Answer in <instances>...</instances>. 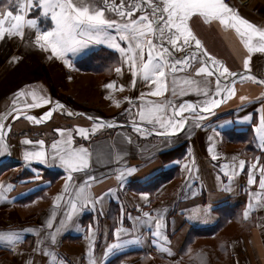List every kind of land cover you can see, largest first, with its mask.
Here are the masks:
<instances>
[{
    "label": "crops",
    "instance_id": "obj_1",
    "mask_svg": "<svg viewBox=\"0 0 264 264\" xmlns=\"http://www.w3.org/2000/svg\"><path fill=\"white\" fill-rule=\"evenodd\" d=\"M226 4L232 13L257 27H264V0H231ZM191 26L210 54L240 75L235 85H229L235 88L236 94L214 108L211 115L204 113L202 127L193 128L189 123L188 129L176 133L171 141L156 132L141 136L130 127L132 121L124 111L129 107L125 97H139L149 89L139 82L132 87L131 73L126 65L119 74L115 71L120 66L119 53L115 50L106 45H90L83 55L65 53L70 61L67 64L63 58L48 59L50 51L32 45L34 33L26 37L28 43L18 38L0 41V114L11 112L16 92L26 87L65 106L64 112L55 111L50 120L41 124L23 117L12 121L9 116L5 121L11 124L4 141L10 154L0 156V185H12V188L5 193L8 200L0 199V231L39 229L53 211L58 213L53 221L55 224L60 215L70 210L67 201L74 193L65 192L68 173L58 162L52 164L50 156L47 164L32 161L26 165L23 153L34 145L22 141L44 139L45 149L50 153L53 140L66 138L61 137L56 128L69 129L73 133L76 126L90 128L92 121L87 117L93 116L129 125L100 129L87 140L74 135L77 146H85L93 153L92 174L100 177V181L92 185L91 192L99 195L112 188L113 194L105 198L103 215L99 204L96 209L89 206L77 214L76 225L59 234L58 260L64 259L66 264H88L87 228L91 226L95 235L94 254L104 264H264V210H253L247 219L243 217L248 203H255L250 193L259 192V172L255 173L257 183L248 185V167L237 168L231 180V168L226 173L221 167L230 165L233 157L237 161L244 159L249 165L255 163L256 157H261L260 163H264V149L259 146L255 132L261 115L257 109L264 103L256 99L264 93V85L258 82L264 78V53L248 54L235 29L218 21L207 24L196 18ZM246 55L251 56L249 69L243 68ZM14 56L19 60L14 61ZM178 75L181 80L185 76L193 81L202 79L196 76L194 69ZM249 75H255L257 81L249 79ZM210 79L214 89L215 77ZM109 82H114L111 89L105 87ZM195 87V83L189 87L178 82L176 102L202 101L204 97L197 95ZM181 88L186 93L182 97L179 96ZM87 89L93 92L91 100L83 93ZM171 91L169 86L163 96L147 95L145 98L163 102L165 98L173 99ZM241 96L248 99L241 101ZM28 101L31 102L30 97ZM51 106L42 105L28 112L40 116ZM68 111L86 115L68 116ZM132 111L137 113L136 108ZM182 115L191 120L193 114L185 111ZM246 115L250 116L247 121L243 120ZM136 121L140 122L138 114ZM143 126L151 128L147 123ZM118 133H127L131 143ZM209 136L213 141L208 140ZM210 144L213 145L211 152L208 150ZM98 155H101L99 160ZM213 155L217 159H212ZM109 156L113 161L118 156L121 162L110 163ZM186 166L193 170L190 178ZM126 168L135 171L127 174ZM120 173L126 175L123 187L117 180ZM73 175L83 179L82 174ZM225 187H230L231 191L222 190ZM142 193L148 194L147 200ZM58 195L63 198L60 204H54ZM137 205L153 215L155 209L167 208L163 232L170 243L163 240L160 243L170 248L171 254L153 245L150 234L140 235L148 233L149 228L136 225L135 217L140 215ZM209 205L210 213L204 212ZM194 208L200 210L198 219L193 218ZM117 228L129 229L128 239L140 235L141 242L104 257L107 244L115 242ZM22 235L24 239L18 248L25 255H17L10 246L0 242V264H25L28 260L46 264V258L31 254L37 239L35 234L23 232Z\"/></svg>",
    "mask_w": 264,
    "mask_h": 264
},
{
    "label": "snow or ice",
    "instance_id": "obj_2",
    "mask_svg": "<svg viewBox=\"0 0 264 264\" xmlns=\"http://www.w3.org/2000/svg\"><path fill=\"white\" fill-rule=\"evenodd\" d=\"M196 18L202 19L207 24L218 21L225 27L234 28L248 54L264 53V27H257L247 19L232 13L223 0H0V41L18 38L28 43L26 37L34 33L31 39L32 45L43 51H50L48 59L63 58L67 64H70V61L65 57V53L83 55L90 45H106L115 50L119 53L118 64L120 65L115 68V71L119 74L122 66L126 65L131 73L132 87L135 88L139 82L149 89L147 93L142 92L139 97H125L129 107L124 111L132 121L130 127L141 136L145 134L151 136L153 132H156L157 135L164 136L166 140L171 141L176 133L188 129L189 123L193 128L202 127L204 113L211 115L214 108L236 94L235 88L229 85H235L236 78L240 75L226 66L223 61L217 60L203 45L191 26V22ZM12 59L19 60L15 56ZM250 59V55L243 58L244 69L250 68ZM192 69L196 76L202 79L193 81L185 76L181 80L178 73H186ZM169 77H171L170 81ZM212 77H215L214 89L211 87L210 78ZM248 78L257 81L255 75H249ZM178 82L189 87L195 83L197 95L203 96L204 99L200 102L184 100L177 103ZM258 82L264 85V78L259 79ZM169 86L172 89L173 99L165 98L163 102H156L145 98L147 95L161 97L168 92ZM105 87L113 88L114 82L107 83ZM123 87L124 85H121V88ZM185 94L181 88L179 96L182 97ZM21 97L24 99L21 100ZM29 97L31 102L28 101ZM240 99L245 101L248 98L241 96ZM256 99L264 100V93ZM116 103L119 106V102ZM49 104L52 106L40 116L31 115L28 112L33 108ZM12 105L10 113L0 114V156L10 154L8 145L4 143L11 129V124L5 123L9 116L12 121L23 117L34 124H41L50 120L55 111L64 112L65 110L63 104L58 101L53 103L50 97L38 95L35 90L27 87L18 89ZM133 108L137 109V113L132 111ZM169 109H171L170 114ZM185 111L193 114L191 120L182 115ZM257 111L261 115L255 132L260 141L259 146L264 149V103L260 104ZM66 114L68 116L86 115L72 111ZM137 114L140 122L136 121ZM249 118L250 116L246 115L243 120L247 121ZM87 119L92 121L90 128L76 126L74 133L69 129L56 128L55 131L60 133L61 137L66 138L53 140L50 153L45 149L44 139L22 141L24 144L34 145L31 150L23 153L24 163L28 165L32 161H38L47 164L50 156L52 164L58 162L68 173L64 186L65 192L74 193V195H70L67 201V204H70V210L60 215L55 224L53 221L57 219L58 213L53 211L39 229L0 231V242L10 246L11 251L21 257L25 253L19 250L18 245L24 239L22 233L28 232L34 233L37 237L35 246L31 248V254H39L46 258V264H66L64 259H57L59 234L76 225L77 214L89 206L96 209L99 204L100 214L103 215L105 198L113 194V189L108 188L106 192L102 191L99 195L91 192L92 185L100 181V177L92 174L93 153L85 146H77L74 135L87 140L100 129L129 125L127 123L120 125L116 120L109 122L100 117L88 116ZM144 123L150 125L151 128L144 127ZM118 135L125 136L128 143H131V137L127 133H118ZM208 140L213 141V137L209 136ZM208 150L209 152L213 150L212 144L209 145ZM101 155L97 156V160L101 158ZM107 158L110 163L119 164L121 162L118 156L114 161L111 156ZM212 159H217L216 155H213ZM260 161L261 157H256L255 163L249 165L246 160L237 161L233 157L230 165L221 166L226 173L231 168L230 180L237 174V168L244 170L248 167V185L257 183L255 173L259 172V192L250 193L255 198V203L250 201L244 208V219H247L253 210H264V163ZM186 170L190 178L193 170L187 166ZM133 171H135L133 168L125 169L127 174ZM74 173L82 174L83 179L81 180L78 176L74 177ZM125 179L124 173L117 175L121 187ZM11 188L12 185L6 187L0 185V189H3L0 191V199L8 200L5 193ZM222 190L231 191V188L225 187ZM192 195L195 196L196 193L193 192ZM142 196L147 200V193H142ZM62 198V195H58L54 204H60ZM137 210L140 215L135 217L136 225L141 228L147 225L149 228L148 233L141 232L140 235L150 234L153 245L171 254V249L162 247L160 243L162 240L170 243L163 232L167 208L155 209V215L151 211H143L139 205H137ZM210 211V205L204 209V212L210 213ZM192 213L193 218H199L198 208H194ZM87 232L88 264H104V261L97 259L94 254L93 228L89 226ZM128 232L129 229H116L115 242L107 244L103 253L104 257L115 254L128 245L141 242L140 235L133 239L126 238ZM25 264H35V261L28 260Z\"/></svg>",
    "mask_w": 264,
    "mask_h": 264
},
{
    "label": "rangeland",
    "instance_id": "obj_3",
    "mask_svg": "<svg viewBox=\"0 0 264 264\" xmlns=\"http://www.w3.org/2000/svg\"><path fill=\"white\" fill-rule=\"evenodd\" d=\"M83 93L86 94L87 99H90V100H91V98L94 97L93 92H92L91 89H87V90H86L85 92H83ZM81 104H83V103H81ZM86 106H87V105H86Z\"/></svg>",
    "mask_w": 264,
    "mask_h": 264
},
{
    "label": "built area",
    "instance_id": "obj_4",
    "mask_svg": "<svg viewBox=\"0 0 264 264\" xmlns=\"http://www.w3.org/2000/svg\"><path fill=\"white\" fill-rule=\"evenodd\" d=\"M224 3H229L231 0H223Z\"/></svg>",
    "mask_w": 264,
    "mask_h": 264
}]
</instances>
